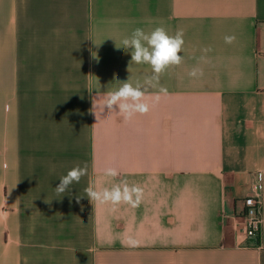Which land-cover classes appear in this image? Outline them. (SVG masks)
I'll use <instances>...</instances> for the list:
<instances>
[{
    "label": "crops",
    "instance_id": "obj_1",
    "mask_svg": "<svg viewBox=\"0 0 264 264\" xmlns=\"http://www.w3.org/2000/svg\"><path fill=\"white\" fill-rule=\"evenodd\" d=\"M157 26L184 31L182 63L160 77L168 95L130 121L107 108L97 120L89 87L151 75L116 46ZM107 167L143 188L139 207L90 203ZM262 172L264 0H0V264H264ZM254 187L262 221L246 235Z\"/></svg>",
    "mask_w": 264,
    "mask_h": 264
},
{
    "label": "clouds",
    "instance_id": "obj_2",
    "mask_svg": "<svg viewBox=\"0 0 264 264\" xmlns=\"http://www.w3.org/2000/svg\"><path fill=\"white\" fill-rule=\"evenodd\" d=\"M183 29H178L174 34H169L164 26H157L150 31L142 28H135L130 35L125 36L117 49L123 48L131 56L130 64H145L150 66L151 75L144 78L143 82L133 83L130 76L125 81H119L115 90L100 92V88L90 86L88 91L96 89L102 103L98 104L95 97L92 98L91 111L97 120L101 112L107 108L108 112H116L124 121H130L136 115H145L150 111V104L147 102L151 98L154 103H158L161 95L167 96L168 90L159 86L160 77L171 66H178L182 63L183 57L180 55L185 43ZM225 43L231 44L235 41L234 35L225 36ZM204 52L210 49H204ZM95 57V56H94ZM203 75L202 70L193 69L189 76L197 77ZM158 92L151 93V89L157 88ZM97 109L101 111L98 113ZM118 110V111H116ZM88 174V167L76 165L70 168L65 175L59 178V184L55 187V192L59 196L69 191L73 184H78L82 177ZM120 175L118 170L107 167L103 171L105 178H111L110 186L97 187L94 182H89L84 189L85 196L91 204L111 205L113 210L116 206L126 204L132 208L140 206L144 196V190L138 184H129L127 180L115 182V178ZM260 179L264 180V172ZM77 196V202L80 200ZM6 217V213L0 210V220ZM127 246L135 248L139 246V240L134 236L128 235L124 241Z\"/></svg>",
    "mask_w": 264,
    "mask_h": 264
},
{
    "label": "built area",
    "instance_id": "obj_3",
    "mask_svg": "<svg viewBox=\"0 0 264 264\" xmlns=\"http://www.w3.org/2000/svg\"><path fill=\"white\" fill-rule=\"evenodd\" d=\"M243 222L246 235H257L260 230L261 197L257 188H251L243 195Z\"/></svg>",
    "mask_w": 264,
    "mask_h": 264
}]
</instances>
